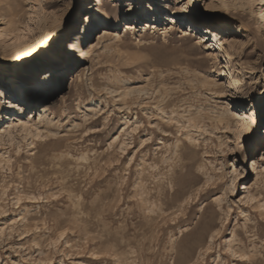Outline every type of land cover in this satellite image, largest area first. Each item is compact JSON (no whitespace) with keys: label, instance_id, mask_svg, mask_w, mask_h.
Returning <instances> with one entry per match:
<instances>
[{"label":"rangeland","instance_id":"obj_1","mask_svg":"<svg viewBox=\"0 0 264 264\" xmlns=\"http://www.w3.org/2000/svg\"><path fill=\"white\" fill-rule=\"evenodd\" d=\"M200 2L207 47L114 0H0V264H264V162L233 158L264 97V0ZM93 10L113 22L86 55L40 57ZM41 72L57 88L12 107Z\"/></svg>","mask_w":264,"mask_h":264},{"label":"snow or ice","instance_id":"obj_2","mask_svg":"<svg viewBox=\"0 0 264 264\" xmlns=\"http://www.w3.org/2000/svg\"><path fill=\"white\" fill-rule=\"evenodd\" d=\"M114 2L120 4V12L123 17H148L149 24H159L161 27L178 26L185 33L188 32L189 25H191L193 34L199 37H206V39H197L195 41L196 43L204 47L212 43V34L207 30L211 29L214 32L216 29L212 28L211 24L205 22L207 14L204 12L200 0H114ZM75 9L76 5L71 10L72 14H74ZM98 15L100 14L95 13V10H93L85 11L79 16L75 32L64 43L63 53L75 58L86 55V53L79 50L75 41L79 36L81 37L79 40L80 46L83 48L89 46L90 41L87 39V34L97 25L96 17ZM153 16L157 17L155 21L150 19ZM100 18L104 20L106 25L113 22L111 17L104 18L100 15ZM128 23L131 25L132 20L128 19ZM140 23L142 24L143 20ZM81 26L84 29L83 34L80 31ZM97 31H99V28H97ZM63 34L62 32L61 35ZM94 38L95 36L93 34ZM45 72L40 73L42 81L44 80ZM261 87H264V83L261 84ZM2 98L0 97V99ZM7 99L13 100V96L9 93ZM252 100H255L257 103L254 107L246 108V125L242 129L243 139L242 141H237L240 149L236 152L235 157H233L238 158L243 163V157L246 155L249 163L244 164L245 168L249 167L252 160L264 162V97L254 94ZM14 102L20 104L18 99ZM243 103L250 105L251 101L245 100ZM4 111H8L7 104L4 105ZM12 111H18V109H12ZM164 135H168V133H164ZM145 143H148V141L145 140ZM237 144L232 145L233 150L237 148ZM143 146L139 145V147Z\"/></svg>","mask_w":264,"mask_h":264},{"label":"bare ground","instance_id":"obj_3","mask_svg":"<svg viewBox=\"0 0 264 264\" xmlns=\"http://www.w3.org/2000/svg\"><path fill=\"white\" fill-rule=\"evenodd\" d=\"M220 3V4H223V0H216V3ZM109 8V6H108ZM107 13H103V15H106ZM129 18V17H128ZM157 18V17H156ZM98 21L100 22L99 25H105V22L103 19L100 18V16L98 17ZM98 22V23H99ZM123 22H118L116 23L117 24V27L122 25ZM189 29L192 30V26L189 25ZM63 32V31H61ZM67 39L65 38V35H59L57 34L56 37L53 39L52 43H51V49H47L45 50V48L42 49V51L40 52V57L43 56L45 53H47V58L49 60H55V61H59L61 60L60 58H58V56L55 54L54 52V47L55 46H58V47H61L64 45L65 41ZM26 63V62H25ZM32 65V62H29V63H26L24 65H20L18 66L16 69L17 71L13 72L12 76H11V79H10V82H13L14 79L17 78V75H16V72L17 73H29L31 71H33L35 68H36V65L34 66H31ZM1 78V77H0ZM3 78V77H2ZM60 79H57V80H54L53 83H51L49 81V78L47 75H45L44 77V80L42 81L41 78H36V79H31V78H27L25 80L22 79L21 81V86L18 88V90H15V95L13 96V101H12V107H15L13 104L15 103L14 101L16 99H18L21 102H24V98L26 97H30L32 99H35L39 102H41L40 100V94H42L45 90H47L48 88L50 89L53 84L55 85V87L57 88L58 84H57V81H59ZM3 81V79H2ZM46 81V82H44ZM233 83H236L238 85H242V83L246 82L244 81V79H237V80H234L232 81ZM21 109H18V111L16 112H20ZM15 112V111H14ZM235 112V111H234ZM246 116H247V112H244V111H238L237 112V115H236V129L238 131V133H241L242 132V129L245 127L246 125ZM8 120L9 122L6 123V127L8 126V129H10L11 125L14 124L15 120L13 119V116H9L8 117ZM220 123H223L224 122V119L221 118L219 120ZM229 122V121H228ZM231 124V123H230Z\"/></svg>","mask_w":264,"mask_h":264}]
</instances>
